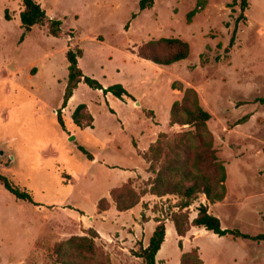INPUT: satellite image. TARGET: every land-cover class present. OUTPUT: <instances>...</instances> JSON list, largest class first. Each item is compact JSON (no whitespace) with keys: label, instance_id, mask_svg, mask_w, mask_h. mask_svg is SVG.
Returning <instances> with one entry per match:
<instances>
[{"label":"rangeland","instance_id":"374dc122","mask_svg":"<svg viewBox=\"0 0 264 264\" xmlns=\"http://www.w3.org/2000/svg\"><path fill=\"white\" fill-rule=\"evenodd\" d=\"M36 1L49 17L62 20L61 36L50 35L47 26L27 31L20 17L23 1L0 0V172L39 204L16 198L0 182V264H61L55 244L84 235V221L103 233L97 243L112 264H144L135 251L148 245L157 218L166 220L168 231L159 264H180L179 255L196 248L205 264H264L262 242L199 227L179 236L167 215L169 208L178 211L176 195L150 199L140 223L133 215L137 212L116 207L98 212L100 199L110 197L114 203L110 189L125 177L122 168L145 170L138 147H149L160 132L173 137L195 130L170 126L167 103L176 95L182 99L183 91H173L174 84H182L197 90L212 114L214 148L227 170L224 200L212 204L200 194L189 209L191 220L205 203L225 229L264 232V105L256 102L264 97V0H249L234 44L240 0H207L192 23L187 14L198 0H156L144 11L140 0ZM134 13L138 16L132 19ZM163 37L187 41L190 56L171 65L138 56L141 46ZM75 47L84 50L79 62L87 76L105 87L120 83L130 95H105L82 82L63 109L66 53ZM81 103L94 116L93 128L73 123ZM80 146L95 156L93 162ZM146 181L140 176L133 187L140 191Z\"/></svg>","mask_w":264,"mask_h":264},{"label":"trees","instance_id":"16d2710c","mask_svg":"<svg viewBox=\"0 0 264 264\" xmlns=\"http://www.w3.org/2000/svg\"><path fill=\"white\" fill-rule=\"evenodd\" d=\"M22 1L24 9L21 11L20 17L24 28L47 26L50 35L59 37L63 34L62 20L49 17L47 11L36 0ZM155 1L140 0L139 10L144 11L152 8ZM207 3V0H198L196 6L188 12L187 21L192 23L193 18L205 9ZM234 3H238V1L235 0ZM239 6L241 12L235 21L231 44H234L236 40L239 24L247 19L245 11L249 8V0H240ZM137 16L138 14L134 13L132 19ZM190 54V44L179 37H163L152 40L138 50L140 58L159 65H171L187 59ZM83 56L84 50L81 47L70 48L66 53L69 72L63 96V109L67 107L69 100L82 82L93 89L102 90L105 95L111 93L121 99L130 95L124 85L120 83L104 87L97 79L87 76L79 62ZM173 89L183 91L184 95L181 100H176L172 105L170 126L189 125L195 130L184 131L173 137H169L165 132L159 134L158 139L142 154L149 164L148 170L153 177L145 182V187L140 191L133 187L134 179H130L120 187L113 188L111 197L117 210L125 212L136 207L147 194L158 197L176 195L179 197V201L174 205V208H178V211H172L169 208L167 215L173 221L179 236L185 237L192 227H199L219 236H231L234 239L252 240L264 244V232L251 235L237 228H223L220 218L212 214L209 205L205 203L199 204L198 214L191 220L189 209L199 199L200 194H204L208 202L212 204L224 200L227 194V170L214 148V134L208 124L212 114L201 105L197 90L193 87L184 88L182 84L180 86L174 84ZM256 102L264 105V97L257 98ZM147 114L150 118H154L153 110H147ZM247 118L248 116L244 117L238 124L245 122ZM72 120L81 129L94 127V116L85 103H81L75 108ZM58 121L62 127L65 126L60 112ZM79 149L90 161L94 160L95 157L84 147L80 146ZM0 182L16 198L39 205L29 191L15 185L1 172ZM110 207L111 202L107 198H102L98 202L99 213L109 210ZM146 209H148V204L144 203L142 220L147 218ZM156 222L157 225L148 245L141 244L135 251V255L141 258L144 264H159L157 255L166 240V220L157 218ZM99 237L100 234L96 229L89 228L84 235H73L56 243L53 253L61 264H112L108 253L97 243ZM180 246L182 247V241H180ZM180 264L205 263L199 249L196 248L183 253Z\"/></svg>","mask_w":264,"mask_h":264},{"label":"crops","instance_id":"0c3cea01","mask_svg":"<svg viewBox=\"0 0 264 264\" xmlns=\"http://www.w3.org/2000/svg\"><path fill=\"white\" fill-rule=\"evenodd\" d=\"M105 87V86H104ZM79 88V87H78ZM101 92H102V90H100ZM174 92H178V93H181L182 94V92L180 91V90H177V89H175V90H173ZM76 92H77V90H75V92H74V95H73V97L71 98V99H73L74 97L76 98ZM111 94V93H110ZM69 100V102H68V105L71 103V101L72 100ZM176 100H179V96L178 95H176L175 97H173L172 99H170V101L167 103V110L168 111H170L171 110V108H172V105H173V103L176 101ZM135 99H134V101H133V103L135 104ZM140 103V102H139ZM68 105H67V107H68ZM66 107V108H67ZM171 112V111H170ZM173 128L175 127V126H172ZM161 133V132H160ZM159 133V134H160ZM159 134H158V136H159ZM133 143L136 145V147H137V142H134V140H133ZM151 144L152 143H150V145H149V147L151 146ZM149 147H147V148H145V149H140L139 147H138V149H137V153H138V155L140 156V157H142V159H143V162H145V170H140L139 171V168H122V169H124L125 171L124 172H126L124 175H125V177L123 176V178H122V180L120 181V182H117V184L116 185H118V186H114V187H112L111 189H110V196H111V190L113 189V188H115V187H120V186H122V185H124L125 183H127L130 179H137V178H139L140 176L143 178V179H145V180H148L150 177H148L149 175H148V172H147V169H148V163L146 162V160L144 159V157H143V153L144 152H146L148 149H149ZM95 157V156H94ZM95 159V158H94ZM94 160H92L91 162H93ZM104 198H107L108 200H110L108 197H104ZM154 198H157V199H160L158 196H156V195H152V194H147V195H145L143 198H142V201L136 206V207H134V208H132V209H130V210H128V212H137V215L136 214H133L134 215V217H135V219H136V221H138L139 223L141 222V218H142V216H141V214H142V211H143V204L144 203H148L149 202V200L150 199H154ZM101 200V199H100ZM99 200V201H100ZM110 202H112V201H110ZM112 207H116V205L114 204V203H111V207H110V209L112 208ZM117 209V208H116ZM108 211V210H107ZM83 213H84V211H82ZM106 212V211H105ZM125 212H127V211H125ZM103 213V212H102ZM149 216V215H148ZM87 217V215H85V213H84V218H86ZM152 220H149V221H147V222H144L143 223V226H147L150 222H151ZM92 224H91V222L90 223H87L86 221H84V223H83V225H81V226H83V228L84 229H89V228H95V227H92L91 226ZM143 226H139L140 228H142V229H144V227ZM96 229V228H95ZM98 232H99V234H102L103 235V233L102 232H100L98 229H96ZM145 230V229H144ZM147 246V245H146ZM181 255H182V253H181ZM181 255H179V258H181ZM158 260V259H157Z\"/></svg>","mask_w":264,"mask_h":264},{"label":"water","instance_id":"95a60500","mask_svg":"<svg viewBox=\"0 0 264 264\" xmlns=\"http://www.w3.org/2000/svg\"><path fill=\"white\" fill-rule=\"evenodd\" d=\"M27 29H32V27H27ZM227 51H229V49H227ZM138 105H140V103H137Z\"/></svg>","mask_w":264,"mask_h":264},{"label":"bare ground","instance_id":"6f19581e","mask_svg":"<svg viewBox=\"0 0 264 264\" xmlns=\"http://www.w3.org/2000/svg\"><path fill=\"white\" fill-rule=\"evenodd\" d=\"M72 101L71 102H73L74 100H75V97L73 98V99H71ZM168 232V231H167Z\"/></svg>","mask_w":264,"mask_h":264}]
</instances>
